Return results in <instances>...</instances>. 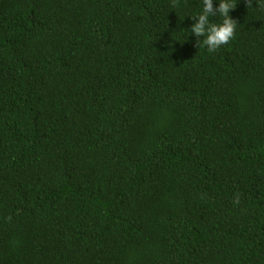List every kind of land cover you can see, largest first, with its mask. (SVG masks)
<instances>
[{"label": "trees", "instance_id": "16d2710c", "mask_svg": "<svg viewBox=\"0 0 264 264\" xmlns=\"http://www.w3.org/2000/svg\"><path fill=\"white\" fill-rule=\"evenodd\" d=\"M198 4L0 0V264H264V12Z\"/></svg>", "mask_w": 264, "mask_h": 264}, {"label": "clouds", "instance_id": "9594fccd", "mask_svg": "<svg viewBox=\"0 0 264 264\" xmlns=\"http://www.w3.org/2000/svg\"><path fill=\"white\" fill-rule=\"evenodd\" d=\"M245 3L258 12H264V0H245ZM236 4L237 0H199L198 10L186 15L193 21L185 29L187 36L191 34L195 37L196 46L209 53L228 44L238 26L236 19L230 15Z\"/></svg>", "mask_w": 264, "mask_h": 264}]
</instances>
